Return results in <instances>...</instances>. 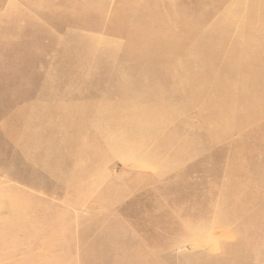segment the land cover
<instances>
[{"label":"rangeland","instance_id":"374dc122","mask_svg":"<svg viewBox=\"0 0 264 264\" xmlns=\"http://www.w3.org/2000/svg\"><path fill=\"white\" fill-rule=\"evenodd\" d=\"M0 264H264V0H0Z\"/></svg>","mask_w":264,"mask_h":264}]
</instances>
